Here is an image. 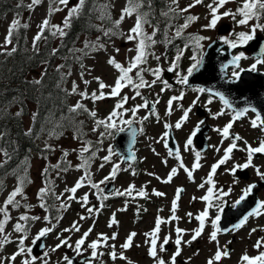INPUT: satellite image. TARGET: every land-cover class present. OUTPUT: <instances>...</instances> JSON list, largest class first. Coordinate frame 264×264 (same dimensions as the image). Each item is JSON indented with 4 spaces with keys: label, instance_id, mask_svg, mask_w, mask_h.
Returning <instances> with one entry per match:
<instances>
[{
    "label": "rangeland",
    "instance_id": "obj_1",
    "mask_svg": "<svg viewBox=\"0 0 264 264\" xmlns=\"http://www.w3.org/2000/svg\"><path fill=\"white\" fill-rule=\"evenodd\" d=\"M107 2L110 3L109 7L111 10L97 7L94 11L99 25L97 32L79 39V45L84 50L81 52V60L70 69H65L64 60H58L55 63L57 68L64 74L66 73V83L64 85L70 93L71 103L73 105H76L78 102L83 104L88 109V112H95L96 117L89 116L87 119L83 117L78 118L76 122L80 125V128L79 131L76 130L73 133L65 132V135H57L56 133L44 134L38 142L41 151L33 152L32 156H30L23 166H18L6 177L5 190L0 197V207H3L9 194L19 185L21 178H25V183L23 186V196L16 197L20 201V207L14 208L11 205L8 206L11 218L5 225V233L9 235L11 242L4 244L0 248V259L4 260V264H22L24 259H30L26 254L18 256L14 262L7 259L18 251L19 240L23 238V234L14 231V225L18 222L19 216L24 214L29 217L36 216L40 218L38 220L21 222L26 223L28 226L27 238L24 240L25 248L31 246L33 240L43 228H53L52 232H54L47 241V249L45 251L48 253L47 257L43 258L44 255L41 256L43 259H38L36 264H44V259L47 260V264H66L63 257L67 255L68 249H74L80 237V233H76L75 230L65 231V229H72L74 223L77 224L79 229L94 228L90 236L94 239L98 240L101 234L109 237L106 244L114 245L115 247H108L105 246V242L103 243L106 253L104 261L101 263L157 264V261L149 255L150 244L148 241H150L151 237L145 235L155 228L156 222L153 220L154 214L151 213V210L157 205L159 208L158 218L164 221H170V223L161 224L160 232L157 235L158 258H162L166 264H170L173 255L171 253L172 250L167 252L160 251V245L166 237H170L168 243L176 247L174 242L176 239V227L184 230L182 233L181 258L185 259L189 264H208L209 259L215 255L217 249L226 250L232 239H234L233 252L229 256L222 257L215 264H242L241 258L243 255L247 254L249 257L259 255L260 251H264V247L258 251L254 245L258 239L264 237V231H261V229H264V215L252 217L248 224L238 231H233L229 234L220 232L217 234V241H211L210 233L214 230L211 221L217 215L218 210L216 207H213L210 211V218L205 222V228L202 234L190 244L184 243L192 240L194 230L199 227V221L196 219V216L202 212V202L199 196L203 191H200V186L198 187V185H201L202 181L205 182L204 180L207 179L211 167L224 155L225 149L230 145L229 139H224L220 133L215 131L217 128L222 129L233 119L234 114L224 104L212 98V103L208 104L209 97L203 103L204 107L213 114V120L210 122L212 125V132L209 136L210 150L205 154L201 153V159L199 161L201 167L193 171V176L190 179L183 168L180 167V161L176 160L174 155H169V151L165 147L166 140H161L160 138L164 134L165 124L174 126L183 116L184 110L191 106L192 101L196 100L197 97L201 99L200 93L193 91L183 92V100L173 102L170 115L167 114L168 101L173 96H179L181 91L171 88L161 91L164 88L161 82L163 81L162 77L161 81H157L153 87L141 89V96H137L135 99H132L135 93L130 87L124 88L118 97H106L95 103L91 99H84L79 95L80 92H87L89 96L91 93L97 92L99 95V83L94 79L96 77H99L104 84L114 86L119 72L108 63L110 58L114 57L117 62L127 67L129 61L137 55L136 42H128L126 35L116 37L102 36L105 31L112 29L109 28L108 22H111V26H114V22L120 20L122 11L128 6V0H107ZM168 2L170 4V14L168 15L173 20L167 25L163 27L155 26L147 19L148 15H146L148 23L144 24V31L149 35H152L155 31L154 39L157 42H159L158 40H169L163 45L155 43L151 46L149 51L152 55L148 56L147 64L143 66L146 69L160 67L165 70L170 62L165 55V53H169L167 47L176 44L179 50L185 49L182 57H184V54H187L178 68L182 69L181 73L186 74L187 68L192 64L190 57L193 55V49L191 46L185 48V45L189 44V38L191 36L208 37L209 39L201 42L205 49L208 43L218 37L217 30L223 23H230L232 25V31L234 30L237 33L249 30L248 27L235 26L231 17L221 19L215 29H206L204 26L211 19L207 5L212 3V0H203L202 4L195 5L191 8H189V5H192L194 0H178L177 3H173V0H168ZM240 2L241 0H235V2L229 3L224 8H221L220 12L222 13L227 9L235 12L240 6ZM77 3L78 0H69L68 5L65 7L58 0H41L39 4H33L32 0H20L17 5L19 10L16 13L9 14L0 19V52L7 53L14 48L15 40H12V37L11 43L5 44L9 27L14 21H19V27L26 29L28 42L32 46L34 37L40 32V25L45 19L49 21V30L53 32L55 28L51 26L58 25L63 27L69 9L77 5ZM186 8L188 11H181ZM55 9L61 10L55 11ZM139 12L142 15L145 14L142 7L139 8ZM102 16L103 19L101 18ZM189 16L198 17V20L192 22L186 29H182L181 35L177 36V30L181 29V26ZM239 18L238 16L237 19ZM110 19L113 20L111 21ZM136 20V13H133L131 16H125L119 24V33H129L130 29L134 27ZM104 21H107V23L105 24ZM260 22L264 24V18ZM251 23H255V21ZM24 25H27V27H24ZM112 30H115L114 27ZM257 33L264 35V32L257 31ZM56 36L57 38L61 37L58 32ZM228 36L229 34L223 37ZM172 37H176L177 39L172 40ZM231 38L234 39L235 37L233 36ZM86 44H103L104 48H86ZM117 49H119L118 52L116 51ZM85 52L88 54L85 55ZM156 57H160V59L157 60ZM248 57V59L242 60L241 66L243 68H249L254 63L250 56ZM61 65L64 66L60 67ZM259 70L264 72V66H260ZM81 73H83V77H81ZM131 75L135 77V71ZM143 75L148 81L155 79L148 71H145ZM85 81H89L90 83L85 84ZM74 83L77 85L76 93L72 92ZM104 92H110V88H105ZM125 95L129 97L128 102L124 105L125 109H131L136 105L142 104L146 97L150 98L156 104L154 115H149L147 109L141 108L134 117L136 121H142L139 124L143 128L136 149L139 159L137 168L121 164V160L116 152H109L110 148L113 149L112 143L114 138L108 136L102 137L101 133L105 131L103 127L95 131L93 130L96 128V120L106 119L120 98ZM221 111L224 112L223 115L215 116V114ZM157 115L159 116V120L157 119ZM189 115L192 116V112ZM144 116H148L149 118L142 120ZM130 118H133V116L131 112H128L124 116V119ZM254 118L255 114H249L243 121L233 123L230 133H237L241 136L242 140L238 144L239 148L246 147L245 141L248 145L255 148L261 140H264V131H261L259 127L253 128L251 126L250 121ZM195 122L196 120L194 119L191 123L186 122L180 129H176L183 164L190 170L193 169L196 160L195 153L198 150L194 144L190 146L189 150H185V144L190 137L191 131L195 127ZM85 125L86 128L83 130ZM101 140L103 141L102 143L100 142ZM85 146L89 148V151L84 153V155L91 157L89 166L91 183L99 184L101 189L104 183L101 184L100 182L105 180L106 177H109L115 164H120V170L116 177L109 180L116 182V190L112 195L115 196V199L106 201L107 209L96 215H90L88 210L84 208L90 202L88 199L86 204L83 203L84 196L87 195L89 198V196L95 197L96 194V189L91 187L89 181L85 180L84 186L77 190L75 199H68L71 193L67 190L72 188L84 176V170L79 166L81 164L80 150ZM212 146L219 147L220 151L217 152L215 147ZM64 153H67L66 157ZM109 155H111V160L106 161L104 157ZM165 161L169 163L171 170L174 168L177 169V175L172 178L170 183H163L166 179L165 174L161 172V166H165ZM245 161L246 152L236 150L232 153L231 159L222 165V168L213 177L217 190L222 189L224 192H229V195L226 196L227 198L222 200L223 203L230 200V205H234L242 195L243 190L248 186L247 182L238 180L236 176L234 177L228 171L235 164H243ZM253 164L264 172V158H253ZM56 165H59V167H56ZM45 169H47L46 173ZM64 169L67 170L65 171ZM164 170L170 171L168 168ZM250 173L252 179L262 182L253 167H250ZM130 186H134L130 196L116 194L117 192H126ZM45 187L50 189L49 194L44 200L47 210L40 207L42 201L38 198V193ZM181 187L185 191L184 197L176 201L178 207L175 212V216L179 219L172 220V203L175 200L177 190ZM140 191L146 192L147 195L143 197L138 195ZM155 192H161L164 195L156 196L154 194ZM56 197H61V199H57ZM259 198L261 201H264V190L261 193L259 192ZM220 202V200H216L214 203L219 205ZM62 203H66L69 206L66 209H62L60 207ZM189 213L192 215L189 216ZM113 216L117 223L112 224L110 227L109 225ZM45 217L51 219L50 224ZM63 217H65V220ZM81 217H84V219H81ZM2 219L3 216L0 214V220ZM252 229H257V231L253 232ZM131 233H136L131 246L128 249L122 248L121 246L126 242L127 237ZM114 234H116V238L112 239L111 237ZM2 238L0 236V239ZM63 239H68V243L73 247L69 248L65 245L59 247L56 251H52ZM87 249L90 251L89 254H91L92 249ZM113 250L117 253V259L111 262L109 253ZM121 254L126 259L119 258Z\"/></svg>",
    "mask_w": 264,
    "mask_h": 264
},
{
    "label": "snow or ice",
    "instance_id": "obj_2",
    "mask_svg": "<svg viewBox=\"0 0 264 264\" xmlns=\"http://www.w3.org/2000/svg\"><path fill=\"white\" fill-rule=\"evenodd\" d=\"M33 4H39L41 0H32ZM58 2L65 7L68 5L69 0H58ZM178 0H173V3H177ZM235 2V0H212V3L208 4L207 7L210 11L211 19L207 25L204 27L206 29H215L218 22L225 18V17H231L233 23L237 27H248V31H241V32H235L234 30L229 33L228 37H221L220 42L222 45H226L229 50H236L238 48H243L246 47L249 42L253 41L256 38V33L257 31L264 32V24H262L260 21L262 18H264V0H241L240 6L236 9L235 12H233L231 9H227L224 12H220L221 8H224L227 4ZM143 0H128V6L122 11L121 17L119 21L114 22V27L116 29L119 28V24L123 21L125 16H131L133 13H136L137 15V20L132 29H130L129 33L127 34H122L119 33L118 31H114L112 29H109L104 32L105 36H122L126 35V39L128 42L135 41L136 42V52L137 55L133 57L129 63L128 66L125 67L121 63L117 62L114 57L110 58L108 63L113 66L118 72L119 75L116 79V82L114 86L106 85L103 83V81L100 80L99 77H96L94 79L97 80L99 83V95L97 92L89 94L87 92H80L79 95L84 98V99H91L93 103H95L98 100L105 99L106 97H118L120 96V93L124 88L130 87L135 95L132 97V99H135L137 96H141V89L144 88H150L153 87L157 81H161L163 69L160 67H157L155 69H146L143 66L147 64V59L149 55H152V53L149 51L151 46L156 43V40L154 39L155 31L153 32L152 35L147 34L144 31V24L148 23L146 19V13L145 14H140L139 8L142 7ZM203 0H194V3L192 5H189V8L194 7L195 5L202 4ZM85 4V0H78L77 5L73 6L71 9H69L68 16L65 18L63 27L58 26V25H53L51 26L52 28H55V31L52 32V35H56L57 32L61 37L66 35L64 29L71 27V21L74 16H78L83 9ZM31 7V6H29ZM61 9H55V11H59ZM174 11V9H173ZM182 12L188 11V9H182ZM167 15V13H165ZM240 17L237 19V17ZM103 19V16L101 17ZM198 20V17L195 16H189L186 19V22L181 26V29H178L176 32L177 36L181 35L182 29H186L192 22ZM252 21H255V23H251ZM250 25V27H249ZM19 21H14L8 31V36L6 37L5 44H10L11 43V37L13 32L19 27ZM24 27H27V25H24ZM49 29V21L45 19L42 24L40 25V32L34 37V43H33V48L38 51L36 48V42H38L42 36L43 32ZM235 37L234 39L231 37ZM209 39L208 37L204 36H191L189 38V44L185 45V48L191 46L193 49V55L190 57L192 64L187 68L186 74L181 73L178 71L179 68V61L183 55V52L185 49H180L177 52V55L175 56L174 62L171 64V66L167 69L168 72H175L176 73V84H179L184 87H190L189 85V78L193 76L195 72H199L201 68L203 67L204 64V56L206 53L204 52V46L201 43L202 41ZM86 48L91 47L93 49L99 47V48H104L103 44L99 45H88L86 44ZM211 47V45H209ZM12 51H15L13 49ZM117 52L119 49L116 50ZM8 55H11V52L7 53ZM54 54V53H53ZM85 55L88 53L85 52ZM249 57L244 53V52H239L237 54H234L231 56L230 61L228 63H225L221 66V73L227 77L229 75L228 69L231 68L232 71L230 73V76L232 80L230 82H238L240 79V76L243 72L248 71V72H257L260 66H264V45H262L258 51V53L254 57V63L250 65L249 68L244 69L241 67L240 62L241 60L248 59ZM157 60L160 59V57H156ZM60 67H63L62 65ZM59 70V69H58ZM135 71L136 75L133 77L131 73ZM145 71L150 72L154 76V80L148 81L144 78L143 73ZM81 77H83V73H81ZM164 85V88L161 89V91H164L167 88H170L171 85L168 83V81L163 80L161 81ZM35 83H40V81H35ZM90 83L89 81H85V84ZM105 88H110V92L105 93L104 89ZM77 91V85L75 83L73 84V89L72 92L76 93ZM194 91L198 93H209V99L207 101L208 104L212 103L211 97L213 96H218L219 99L223 102L224 106L226 108H232L234 115L232 121H230L226 126H224L222 129H215L224 139H231V143L229 147L225 149L224 155L217 161L216 164H214L211 167L210 173L205 181L210 187L207 190V194L202 197V199L207 203V208L202 211L198 216H196V219L199 221V227L194 230V234L192 236V240L186 241L184 243L190 244L193 240L198 238L204 228H205V222L209 218V212L208 208L216 207L218 210V214L215 216L214 219H212V227L213 231L210 233V240L211 241H217V234L222 232V231H227L225 229H221L219 227L220 220H221V215L219 213L223 212V207L222 205L215 204L214 201L216 200H223L224 196L229 195V192H224L222 189L217 190L216 189V184L213 179L215 176L217 169H219L222 165L226 164L228 160L231 159L232 153L234 150H239V151H245L246 152V161L243 164H235L231 169H228V171L235 177L237 170H244L249 167H253L256 171V174L260 177L261 180H264V172L260 170V168L256 165L253 164V158L256 154H262L264 155V140H261L259 142V145L255 148H253L251 145H248L247 142L245 141V148H239L237 141L241 140L242 138L236 134V135H230V129L233 126V123L235 122L236 119L241 118L244 116L248 111H252L255 113V118L250 121L251 126L253 128H261V131H264V116L261 115V113L256 109V108H244L242 110H236L233 108L232 104L230 101L224 96L223 93L214 91L213 89H205V88H196ZM184 98V93L181 91V94L179 96H173L169 99L168 101V112L167 114H171V108L172 104L174 101H179L183 100ZM199 97H197L196 100L193 101V105L190 106L189 108L185 109L183 112V116L181 119L174 125L176 129H180L184 123L188 122L189 120V113L192 111V107L195 106L197 103ZM129 97L127 95L123 96L120 98V100L117 102L115 105L113 111L109 114V116L104 119V120H96V128L93 130H98L100 127L104 128V132L101 133V136H108L115 138V136L119 134H127L129 138V143L133 144L135 143L136 137L138 134L143 132V128H136L134 127L135 123H142V121H136L134 119L136 113L141 109H149L150 102L147 99H144L143 103L140 105H136L135 107L131 109H125L124 105L128 102ZM158 102V101H157ZM155 109V104H152L151 109L149 111V115H154ZM79 110L83 111H88V109L81 103H77L75 106L70 108L71 112H78ZM131 112L133 118L130 119H124V116L128 113ZM224 112L221 111L220 113L215 114V116H220L223 115ZM19 115V113L17 114ZM89 115L93 118L96 117L95 112H89ZM214 116V118H215ZM149 117L144 116L142 120H147ZM157 119L159 120V116L157 115ZM204 124V121L201 120L195 127V129L192 131L190 137L187 139L186 144H185V150H189L190 146L193 144V138L201 131L200 125ZM172 125L165 124L166 129L172 128ZM168 137V132L166 131L162 136L161 140H166ZM101 143L103 142L102 140L100 141ZM88 143V142H85ZM50 147V146H49ZM165 147L167 148L168 145L165 143ZM215 147V150L217 152L220 151V148L217 146H212ZM89 148L87 146L83 147L80 150V158H81V164L79 167L83 168L84 170V176L79 180L72 188L68 189L67 191L71 193L69 195L68 199H75V193L79 188L84 186L85 180L89 181L90 185L92 188H95L97 190V194L100 197V199L103 201L104 199H107V196L103 194V189L100 188L99 184H93L91 183V174L89 173V166H90V160L91 157H86L84 153L88 152ZM113 149H109L110 153H113ZM169 155H174L175 158L180 161V167L183 168V170L187 173L188 177L191 179L193 176V171L196 169H199L201 167L199 161L201 159V153L197 151L195 153V163L193 165V169H188L187 167L184 166L183 160L181 158L179 148H177L174 152L171 148L168 149ZM5 155H7L5 153ZM64 156H67V153H64ZM123 159H134V152L129 149V155L127 157H122ZM106 161L111 160V155L104 157ZM166 163V162H165ZM56 167H59V165H56ZM103 167V165H101ZM65 171L67 169H64ZM120 170V164L117 163L115 166L112 168L111 173L109 177H106L105 180L101 181L100 183H106L107 180L109 179H114ZM47 172V169H45V173ZM177 175V169H172L171 173L169 174L168 178L163 181V183H170L172 178ZM237 182V181H234ZM25 183V178H21L19 185L9 194L7 200L5 201V204L3 207H0V214H2L3 219L0 220V236L3 238L0 239V248L6 243H10L9 235L5 233V225L9 222L10 220V213L8 211V206L11 205L14 208L20 207V201L16 199L17 196H23V186ZM201 188L204 187V184L200 185ZM256 188L255 184H251L247 186L243 192L240 198L236 201V204H240L244 200H246L253 192V189ZM134 186H130L129 189L126 190V192H117V195H131L133 192ZM50 189L48 187L42 188L40 192L38 193V198L42 201L40 204V207L45 208L47 210L46 204L44 203L45 197L49 194ZM183 191V189H178L176 193L175 200L172 205V212L173 215L171 217L172 220H178L179 218L175 216V212L177 209V204L176 201L180 199V193ZM230 191V190H229ZM156 196H163L164 193L161 192H155L154 193ZM140 196H146L147 193L144 191H140L138 193ZM57 199H61V197H56ZM195 199V198H193ZM88 202V197L87 195L84 196L83 198V203ZM69 205L66 203H62L60 207L62 209H66ZM103 206V204H101ZM94 211L93 208H89L88 212L92 213ZM189 216L192 214L189 213ZM260 215H264V201H258L256 204V207L250 211L247 215H245L238 224L234 225L232 227V231L238 230L240 227H242L249 217H258ZM40 219L39 217L33 216L29 217L28 215H20L18 218V222L14 225V231L17 233L23 234V238L19 240V248L18 251L13 254L11 257L7 258L9 261L14 262L18 256L22 255H27L30 257V259H24L22 261V264H36V261L38 259H43L46 258L48 253L44 252L43 258L37 257L35 255H32V247H24V240L27 238V230L28 226L26 223H21V222H27L29 220H38ZM47 222L50 224L51 219L49 217H45ZM81 219H84V217H81ZM117 221L115 220V217L113 216L110 227L112 224H116ZM162 223H170V221H164L160 218H157L155 228L150 232L146 233L145 235L148 237H151L149 244V255L157 261V264H166V262L162 258H158V252H157V235L160 232L161 229V224ZM53 228L45 227L43 228L37 235V237L33 240V244L36 243L37 240H40L42 237H46ZM70 230H75L79 231V227L77 226L76 223L72 225V229H65V231H70ZM176 239H175V244L177 246L176 252L172 255L170 264H176V257H178L181 254V249L180 245L182 243V233L184 230L180 229L179 227H176ZM253 232L257 231V229H252ZM261 231H264V229H261ZM88 233H85L84 236L77 241L74 251L77 253V255H81V247L85 244V240L87 238ZM136 235V233H131L127 237L126 242L121 246L124 249H128L131 244L133 237ZM112 239L116 238V234H114ZM59 239V237H58ZM109 239L104 234H101L100 238L97 241H94L88 245L89 248L92 249L91 257L86 258L85 261L82 262V264H92V261L97 259L98 255H103V253L97 252V249L101 246V240L105 242V246L112 247L114 248V245H107L106 242ZM170 237H166L163 241V243L160 245V251H166V248L164 247L167 245L168 240ZM67 245L69 248H72L73 246L68 243V239H63L59 245L56 246V248L52 249V251H56L59 247H63ZM254 247L259 251L262 247H264V237H261L260 239L257 240L256 244ZM111 258L113 260L117 259V253L113 250L112 252L109 253ZM228 256L227 250H220L219 248L217 249V252L215 255L209 259L208 264H215V262H218L221 260L222 257ZM121 259H126L122 254L120 255ZM64 261H66V264H73V259L69 258L67 255L63 257ZM242 264L246 262V264H264V251H260L259 255L255 257H249L247 254L243 255L242 258ZM0 264H4V260L0 259ZM44 264H47V260L44 259Z\"/></svg>",
    "mask_w": 264,
    "mask_h": 264
},
{
    "label": "trees",
    "instance_id": "obj_3",
    "mask_svg": "<svg viewBox=\"0 0 264 264\" xmlns=\"http://www.w3.org/2000/svg\"><path fill=\"white\" fill-rule=\"evenodd\" d=\"M11 1L0 0V17L8 12ZM99 1L85 0L60 46L53 48L52 42H46L38 48L41 45L39 40L38 51L30 52L23 36L11 55L3 58L0 54V149L9 156V163L0 165V178L35 147L34 138L42 128L71 129L72 120L79 111H70L68 93L60 84V76L50 69L57 58L65 57L69 51L65 47H71L80 34L96 31L92 10ZM143 4L156 19L159 12L167 8L166 0H143ZM44 64L48 67L40 83H35L39 78L33 74ZM29 75L36 79L29 78ZM31 114L33 123L30 129L27 119Z\"/></svg>",
    "mask_w": 264,
    "mask_h": 264
},
{
    "label": "water",
    "instance_id": "obj_4",
    "mask_svg": "<svg viewBox=\"0 0 264 264\" xmlns=\"http://www.w3.org/2000/svg\"><path fill=\"white\" fill-rule=\"evenodd\" d=\"M228 30V25L222 26L220 33H225ZM262 45H264V40L257 37L249 46L246 47V49L253 50V52L257 54ZM220 47L221 46L218 41H214L211 44V47H208L203 67L195 76H193V81L198 84L201 83L205 87L220 93L221 91H219V89L227 92L228 95L225 97L228 98L230 103L234 104L237 110L254 107L261 113L262 116H264V76L243 72L238 82H225V76L221 73L220 69L223 64L230 61L231 50H229L226 46H222L224 52L220 53L218 51ZM201 136L202 134L199 138ZM199 138L198 140H200ZM132 146L133 144L129 146L128 152ZM249 201H252L253 203L258 202L255 195L253 200L250 198ZM37 249H40V245L37 246Z\"/></svg>",
    "mask_w": 264,
    "mask_h": 264
},
{
    "label": "bare ground",
    "instance_id": "obj_5",
    "mask_svg": "<svg viewBox=\"0 0 264 264\" xmlns=\"http://www.w3.org/2000/svg\"><path fill=\"white\" fill-rule=\"evenodd\" d=\"M99 146V145H98Z\"/></svg>",
    "mask_w": 264,
    "mask_h": 264
}]
</instances>
